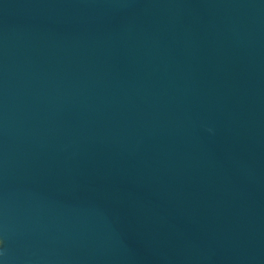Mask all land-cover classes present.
<instances>
[{"label":"water","instance_id":"obj_1","mask_svg":"<svg viewBox=\"0 0 264 264\" xmlns=\"http://www.w3.org/2000/svg\"><path fill=\"white\" fill-rule=\"evenodd\" d=\"M0 264H264V0H0Z\"/></svg>","mask_w":264,"mask_h":264}]
</instances>
